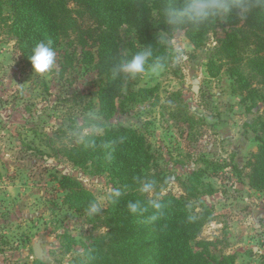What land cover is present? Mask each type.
I'll return each mask as SVG.
<instances>
[{"label": "rangeland", "instance_id": "rangeland-1", "mask_svg": "<svg viewBox=\"0 0 264 264\" xmlns=\"http://www.w3.org/2000/svg\"><path fill=\"white\" fill-rule=\"evenodd\" d=\"M152 17L165 67L153 71L147 63L144 74L123 75L124 94L145 88L147 96L104 118L97 113L103 78L93 64L82 62L80 48L63 41L53 70L32 72L12 30L9 1L0 0V264L39 260L32 251L36 239L43 241L45 264H77L90 240L107 232L68 208L59 179L64 174L77 179L105 209L117 181L92 163L75 165L67 152L78 144L74 130L101 134L117 124L136 129L151 144L157 167L147 197L185 194L182 182L197 173L194 206L199 211L202 204L213 216L199 239L212 241L209 250L218 258L233 255L236 264H264V190L249 186L246 167L257 147L256 133L264 137L258 123L264 116V81L251 77L256 92H236L218 50L220 40L244 20L212 23L202 46L195 47L184 30H161L157 10ZM118 42L124 60L134 54L132 44L143 47L125 24ZM243 72L249 76L246 67ZM89 112L100 117L99 131H89ZM191 245L196 248L195 241Z\"/></svg>", "mask_w": 264, "mask_h": 264}, {"label": "trees", "instance_id": "trees-1", "mask_svg": "<svg viewBox=\"0 0 264 264\" xmlns=\"http://www.w3.org/2000/svg\"><path fill=\"white\" fill-rule=\"evenodd\" d=\"M8 1L13 14L12 30L29 66L28 56L36 43L51 40L55 51L67 41L80 48L82 62L93 64L103 78L97 91L98 114L108 118L118 108L124 111L129 104L146 98L145 88L124 94V76H111L112 68L125 58L119 49V27L125 24L134 29L142 49L151 46L153 57H164L163 45L152 33V9L159 15V28L169 32L161 16L165 0ZM233 17L232 23L237 24L240 18ZM211 25L196 30L184 25L180 29L199 47ZM131 50L135 53L141 48L132 44ZM218 50L234 90L255 93L249 79L264 81V10L253 9L242 26H234L220 40ZM77 52L74 49L72 54ZM152 63L150 58L148 64ZM243 67L249 70L250 77L244 74ZM258 123L259 130L264 131V116ZM255 139L256 150L246 161L247 179L255 190H264V137L256 133ZM67 158L80 167L92 163L97 172L109 173L121 193L119 197L113 194L109 205L92 218V193L68 174L59 179L68 208L87 214L89 222L98 221L107 229L105 234L90 240L83 252L84 259L77 264H236L233 255L218 258L209 250L213 242L199 239L202 227L213 216L202 204L199 211L194 206V184L200 180L197 173L188 177V183L182 182L185 194L164 195L158 201L147 197L145 185L157 165L144 134L122 124L112 125L101 134H86L85 142L71 147ZM130 204H137L135 212L130 210ZM191 241H195L197 249ZM32 264L45 263L35 260Z\"/></svg>", "mask_w": 264, "mask_h": 264}, {"label": "clouds", "instance_id": "clouds-1", "mask_svg": "<svg viewBox=\"0 0 264 264\" xmlns=\"http://www.w3.org/2000/svg\"><path fill=\"white\" fill-rule=\"evenodd\" d=\"M253 9L264 10V0H165L161 9V16L163 23L171 30H177L184 25L191 26L193 30H196L207 24L227 21L233 16L245 20ZM150 58L153 60L150 66L153 71H162L164 69L165 57H153V50L151 46H148L135 52L129 59L118 62L112 68L111 76L116 79L121 75L129 78L142 75L146 71V64ZM28 60L30 61L32 72L37 74L51 72L56 62V52L52 48V41L36 43L31 49ZM87 115L90 122L89 131H99L95 122L99 121L100 117L95 112H89ZM72 135L76 138L77 143L85 142L83 132L74 130ZM147 187L149 186L145 185V188ZM113 194L116 197L121 195L119 190H115ZM155 206L157 208L160 207L159 204ZM129 208L135 212L137 204H130ZM99 210L98 204L91 203L89 205L90 214H95Z\"/></svg>", "mask_w": 264, "mask_h": 264}, {"label": "water", "instance_id": "water-1", "mask_svg": "<svg viewBox=\"0 0 264 264\" xmlns=\"http://www.w3.org/2000/svg\"><path fill=\"white\" fill-rule=\"evenodd\" d=\"M42 239H36L32 242L33 255L42 262H45V254Z\"/></svg>", "mask_w": 264, "mask_h": 264}]
</instances>
